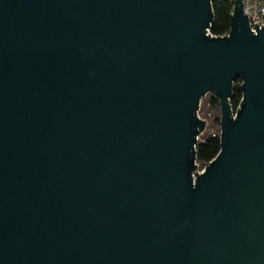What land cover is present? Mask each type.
<instances>
[{
    "label": "water",
    "instance_id": "95a60500",
    "mask_svg": "<svg viewBox=\"0 0 264 264\" xmlns=\"http://www.w3.org/2000/svg\"><path fill=\"white\" fill-rule=\"evenodd\" d=\"M231 1L215 37L212 0H0V264H264V26Z\"/></svg>",
    "mask_w": 264,
    "mask_h": 264
},
{
    "label": "trees",
    "instance_id": "16d2710c",
    "mask_svg": "<svg viewBox=\"0 0 264 264\" xmlns=\"http://www.w3.org/2000/svg\"><path fill=\"white\" fill-rule=\"evenodd\" d=\"M213 5V22L211 25V32L215 35H223L230 31L231 20L234 11V1L231 0H212ZM243 100V90L241 88V78H238L234 83L232 95L230 97V104L233 108L238 107ZM211 107H215L217 113L213 117V124L216 128H220V99L211 94L208 100ZM221 149L220 136L213 135L212 132L206 134L205 139L197 144V160L201 166L206 165L213 160Z\"/></svg>",
    "mask_w": 264,
    "mask_h": 264
},
{
    "label": "built area",
    "instance_id": "2783aa9c",
    "mask_svg": "<svg viewBox=\"0 0 264 264\" xmlns=\"http://www.w3.org/2000/svg\"><path fill=\"white\" fill-rule=\"evenodd\" d=\"M243 4H244L245 12L248 15L250 28L252 29V31H254V33H256L257 32L256 25H255L256 22L259 25L260 29L262 28V26H264V16H263V14H264V0H243ZM233 13H234V11H233ZM210 28L208 29L207 34H210V35L215 36V37H217V36L223 37V36H226L229 34V32H228V33L223 34V35H215L211 32ZM241 83H242V80H241ZM203 99H204V97L201 99L200 106H199V109L197 111V116L199 119L204 120L206 122H204L205 123L204 129H202V131H200V133L197 135V144L205 139L206 132L209 129V127L211 126V124L213 123L212 120L209 119L210 113H205L202 110ZM231 108H232V115L234 117H236L238 114V109L241 108V104L236 108H233L232 106H231ZM211 132L213 133L214 136L217 134L219 136H221V125H220L219 130L211 131ZM197 144H196V147H197ZM195 164L197 165L195 172H197L199 174V173H202L205 171L206 165L208 163L204 166H201V164L198 162V160L196 158ZM194 176H196L195 173H194Z\"/></svg>",
    "mask_w": 264,
    "mask_h": 264
},
{
    "label": "rangeland",
    "instance_id": "374dc122",
    "mask_svg": "<svg viewBox=\"0 0 264 264\" xmlns=\"http://www.w3.org/2000/svg\"><path fill=\"white\" fill-rule=\"evenodd\" d=\"M212 93H208L204 99H203V107L202 110L205 113H210L209 119L213 120V117L215 116V114L217 113V110L215 107H211L210 104L208 103L209 98L211 97ZM213 95V94H212ZM220 115H221V107H220ZM219 130V127L216 128L214 126V124L212 123L211 126L209 127V129L207 130L206 134L210 133L211 131H217Z\"/></svg>",
    "mask_w": 264,
    "mask_h": 264
}]
</instances>
